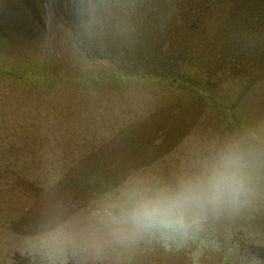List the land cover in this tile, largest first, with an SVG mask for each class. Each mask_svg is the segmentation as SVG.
<instances>
[{
    "label": "rangeland",
    "instance_id": "374dc122",
    "mask_svg": "<svg viewBox=\"0 0 264 264\" xmlns=\"http://www.w3.org/2000/svg\"><path fill=\"white\" fill-rule=\"evenodd\" d=\"M229 3L0 0V264H264V72L225 63L264 36ZM227 151L249 162L238 207L133 227Z\"/></svg>",
    "mask_w": 264,
    "mask_h": 264
},
{
    "label": "clouds",
    "instance_id": "9594fccd",
    "mask_svg": "<svg viewBox=\"0 0 264 264\" xmlns=\"http://www.w3.org/2000/svg\"><path fill=\"white\" fill-rule=\"evenodd\" d=\"M94 11V7L84 6L79 14L91 17ZM249 191L248 160L240 152L227 151L203 174L183 182L177 189L141 198L130 210L131 223L137 230L180 227L190 211L234 209Z\"/></svg>",
    "mask_w": 264,
    "mask_h": 264
},
{
    "label": "trees",
    "instance_id": "16d2710c",
    "mask_svg": "<svg viewBox=\"0 0 264 264\" xmlns=\"http://www.w3.org/2000/svg\"><path fill=\"white\" fill-rule=\"evenodd\" d=\"M229 1H231L234 5L231 7L232 4L229 3L230 7L228 8V14H230V16H236L243 21L242 26L238 27L239 28L238 31L243 30L242 35L244 34L252 35L253 34V35H257L261 37L264 36V0H229ZM166 12L169 15L173 13V15H178L179 17L183 16L184 19H187V18L190 19L191 17H197L198 15L200 16L202 14L204 15V10L201 7L200 8L194 7V5L192 7L188 6V8L186 6L183 12L181 10H177L176 7L175 8L169 7V9ZM252 47H250V49H252ZM229 56H232V55H229ZM237 56H238L237 60L234 58H229L225 60L226 61L225 63L228 64L234 61L239 64H245V66H250L251 68L254 67L255 69H257L256 71H257L258 78H260L263 75V72H264V42L257 43L256 49H252V54H247L245 56L244 54L243 56L239 54ZM245 59L248 62H246ZM134 70L138 71L137 73L139 74L137 75L141 74L142 76L149 77V78L150 76L151 77L155 76L152 73L142 70L141 67L140 68L137 67ZM156 77L169 80L173 76L172 74L170 75V72H168L165 74H161L160 76H156ZM185 77L191 78L189 75Z\"/></svg>",
    "mask_w": 264,
    "mask_h": 264
}]
</instances>
